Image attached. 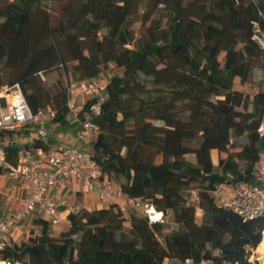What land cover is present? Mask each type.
Here are the masks:
<instances>
[{"label":"trees","instance_id":"trees-1","mask_svg":"<svg viewBox=\"0 0 264 264\" xmlns=\"http://www.w3.org/2000/svg\"><path fill=\"white\" fill-rule=\"evenodd\" d=\"M50 1L58 16L41 0H0V84L19 82L32 111L51 105L53 121L63 124L66 88L56 80L52 93L41 73L69 61L76 79L96 75L108 62L121 67L93 117L92 156L108 176H124L122 193L170 209L178 226L162 232L161 223L126 216L115 202L80 207L67 213V228L58 234L37 219L40 231L8 242L0 264H158L166 256L253 264L249 256L262 239L264 216L245 219L210 190L255 180L264 146V87L249 96L233 82L247 81L252 61L262 60L251 33L254 22L264 26V0H148L163 7L165 22L151 18L136 44L130 16L139 0ZM242 135L243 143L232 140ZM6 150L15 162L18 147ZM193 188L197 203L189 200Z\"/></svg>","mask_w":264,"mask_h":264},{"label":"built area","instance_id":"built-area-1","mask_svg":"<svg viewBox=\"0 0 264 264\" xmlns=\"http://www.w3.org/2000/svg\"><path fill=\"white\" fill-rule=\"evenodd\" d=\"M251 39L263 51L264 63V26L257 21L253 23ZM111 76L100 71L91 77L69 81L66 87L67 113L76 117L79 112L84 113L78 120L77 139L92 141L95 138L97 125L93 117L100 112V103L107 95ZM55 114L56 110L51 105L32 111L19 82L0 84V177L27 182L29 186L20 208L0 214V250L21 232L23 221L34 214L41 219L44 217L51 228L67 222V214L61 209L65 198L49 195L51 188L64 184H70L74 191L93 192L101 201L116 200L124 195L126 202L117 204L123 212L135 209L149 222L162 224L167 221V210L141 197L122 193L119 185L100 169L92 153L75 143H50L46 124L53 120ZM27 123L35 125L39 144L25 146L17 154L15 162H11L2 134ZM259 130L261 132L262 127ZM254 173L255 180L237 182L232 188L221 182L210 193L220 205L231 208L245 219L264 216V158L257 162ZM188 193L189 200L197 203V189H190ZM158 264H213V260L201 258L195 261L166 256Z\"/></svg>","mask_w":264,"mask_h":264},{"label":"rangeland","instance_id":"rangeland-1","mask_svg":"<svg viewBox=\"0 0 264 264\" xmlns=\"http://www.w3.org/2000/svg\"><path fill=\"white\" fill-rule=\"evenodd\" d=\"M43 3V6L46 7V10L51 14V16H58V4L56 2H52L50 0H41ZM152 8V13L148 19H145V12L146 10H149ZM165 10L161 6H152L148 0H139L134 8L133 14L130 16V21L132 24V27L135 30V44L141 40H143L146 36V27L150 24L151 18L157 19L159 18L163 23L165 22ZM145 19V20H144ZM223 53L219 55L221 57ZM0 63V67H1ZM101 71L103 73H110L111 75L114 74H120L122 71V68L115 65L113 62H108L106 65L102 66ZM42 79L44 84L48 87V89L53 93L57 86L55 85L56 80L61 81L62 87L66 88L68 85V80H76V78L73 76V70H72V63L69 61L64 66H55L43 73H41ZM233 87L239 90H242L244 93H248L249 96H252L256 90L259 88L264 87V63L261 60V58H256L252 61V67L251 72L249 75V78L247 81L242 82L239 80L238 77L234 78ZM182 115H184L182 113ZM232 140L238 144H241L245 141V136H236L232 137ZM192 143V142H191ZM153 150L155 148L151 147L148 148L147 151L151 154L153 153ZM155 153V152H154ZM221 155H225L224 153H221ZM187 159L191 161H195V157L193 153H186L184 155ZM218 156L219 153L213 151V159L215 162L216 169H219L217 166L218 162ZM155 160L159 161L161 159L160 153H156L154 155ZM260 158H264L261 157ZM111 178L119 183L121 181H124V176L122 174H112ZM236 184V183H233ZM126 216H129L131 214L140 215V212L135 209H129L127 212H124ZM202 209L199 207L195 208V220L197 222H200L202 219ZM30 225H27L26 230L20 233L17 236V241H20L22 239H26L30 234H35L39 232L38 227L34 225V220L29 222ZM129 220L124 221V229L128 230L129 228ZM177 223L173 220L172 211L170 209L167 210V221L162 223V232H167L171 229L177 228ZM50 228V232L52 234H58L59 231L64 230L67 228V224H61L55 229ZM249 259L253 262V264H262L264 262V252H260L256 250V248L251 249V254L249 256ZM256 260V261H255Z\"/></svg>","mask_w":264,"mask_h":264},{"label":"crops","instance_id":"crops-1","mask_svg":"<svg viewBox=\"0 0 264 264\" xmlns=\"http://www.w3.org/2000/svg\"><path fill=\"white\" fill-rule=\"evenodd\" d=\"M83 116V112H79L78 117L71 113H67L65 116V123L63 124H60L59 122H55L53 120H49L46 124V129L50 143H75L82 150L91 153L92 141L76 138V132L79 126L78 120L80 118H83ZM35 139V125L32 123H27L22 127L16 128L15 130L4 131L2 134L4 145L7 146L9 144H12L14 146H17V153H19L25 146L32 144ZM213 151L218 152L216 149H212V159ZM259 151L260 156L264 157V146H260ZM225 183L229 188H232L235 185L231 182ZM262 183L264 184V182ZM28 190L29 186L27 182H15L0 177V214H5L20 208L23 203V198ZM49 195L53 197L65 198V204L61 206V209L66 214L70 210L78 209L80 207L92 209L106 206L110 202H115L118 205H123L126 202V197L124 195H121L116 200L101 201L93 192L74 191L70 184H64L51 188L49 190ZM37 219H41L38 214H34L31 217L26 218L22 223L21 232L17 233L12 239L16 240L17 236L26 230L27 225H30L29 222L32 220H34V225H36L38 227V230H40L42 222H38ZM41 220L43 221L45 220V218L43 217Z\"/></svg>","mask_w":264,"mask_h":264},{"label":"bare ground","instance_id":"bare-ground-1","mask_svg":"<svg viewBox=\"0 0 264 264\" xmlns=\"http://www.w3.org/2000/svg\"><path fill=\"white\" fill-rule=\"evenodd\" d=\"M255 248L260 252H264V232L261 241L258 243V245Z\"/></svg>","mask_w":264,"mask_h":264}]
</instances>
